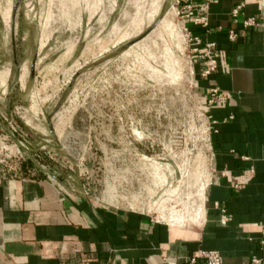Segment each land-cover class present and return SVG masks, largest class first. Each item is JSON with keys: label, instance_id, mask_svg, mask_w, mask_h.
I'll use <instances>...</instances> for the list:
<instances>
[{"label": "rangeland", "instance_id": "1", "mask_svg": "<svg viewBox=\"0 0 264 264\" xmlns=\"http://www.w3.org/2000/svg\"><path fill=\"white\" fill-rule=\"evenodd\" d=\"M17 1L0 0V180L78 184L174 218L168 207L204 176L207 128L177 18L150 0ZM142 15L156 17L131 51L111 35Z\"/></svg>", "mask_w": 264, "mask_h": 264}, {"label": "crops", "instance_id": "2", "mask_svg": "<svg viewBox=\"0 0 264 264\" xmlns=\"http://www.w3.org/2000/svg\"><path fill=\"white\" fill-rule=\"evenodd\" d=\"M172 1L156 0L155 14ZM202 1L191 0L196 15ZM257 1L217 0L208 7L207 31L186 23L219 50L207 78L194 66L192 103L203 108L209 87L228 95L205 114L216 122L210 141L217 175L200 222L156 223L143 207L107 204L78 184L66 189L46 178L8 177L0 180V264H187L194 252L208 250L218 251L223 264L264 256V26H242L246 16L258 15ZM154 17L130 19L111 36L130 39L133 51L148 38L142 31ZM228 30L237 34L234 41Z\"/></svg>", "mask_w": 264, "mask_h": 264}, {"label": "built area", "instance_id": "3", "mask_svg": "<svg viewBox=\"0 0 264 264\" xmlns=\"http://www.w3.org/2000/svg\"><path fill=\"white\" fill-rule=\"evenodd\" d=\"M150 1H153V4L156 2V0ZM215 3H217V0H203L202 4L198 7V10L202 13V15H196L194 13L191 0H173L166 13V15L170 13L173 17L177 18V25L183 33V41L186 43L188 48V62L191 69L192 88L195 84L194 66L200 65L199 76L201 78H207L218 67L219 50L215 43L202 41L198 35L188 29L186 23L200 26L207 31L208 7L209 5ZM243 6L244 4L237 5L231 12L232 16L237 17ZM257 6L258 15L246 16L242 21V26L244 28L264 26V0H258ZM261 19L263 22L260 21ZM227 32L228 39L230 41H234L237 34L233 30H228ZM227 100L228 95L225 92L221 91L217 87H209L205 100V106L203 108H197L192 103L194 109L204 118L207 127L203 139L205 163L203 162L202 165L199 166L195 165L194 168V170L197 171V176L201 175V169L204 170V176H202L199 182H196L194 186L192 185L193 187L187 185L188 189H192L185 193H180L177 196V199L180 198L178 204L179 207L176 205L168 207V212H172L170 214H173L175 216L174 218L164 221L161 215H157L159 212V208L157 207L153 213L148 211L151 213L152 221L171 226H190L199 223L202 219L206 203V189L217 175V170L214 166V150L210 141V134L216 122L208 120L205 114L209 108L213 106H223ZM220 174L223 175V172H220ZM84 194L87 195V193ZM165 200L174 202L176 197L172 192ZM175 218L178 219L180 223L177 222ZM187 264H223V260L221 254L216 250L197 251L188 257ZM247 264H264V256L253 255Z\"/></svg>", "mask_w": 264, "mask_h": 264}, {"label": "water", "instance_id": "4", "mask_svg": "<svg viewBox=\"0 0 264 264\" xmlns=\"http://www.w3.org/2000/svg\"><path fill=\"white\" fill-rule=\"evenodd\" d=\"M19 2H20V0L17 1V4H19ZM17 4H16V5H17ZM15 7H16V6H15Z\"/></svg>", "mask_w": 264, "mask_h": 264}]
</instances>
